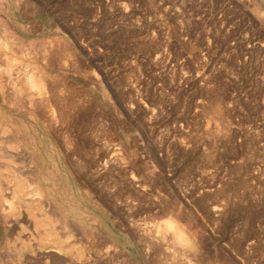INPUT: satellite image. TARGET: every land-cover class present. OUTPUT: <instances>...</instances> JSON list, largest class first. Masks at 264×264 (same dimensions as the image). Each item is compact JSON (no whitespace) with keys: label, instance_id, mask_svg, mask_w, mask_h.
<instances>
[{"label":"rangeland","instance_id":"rangeland-1","mask_svg":"<svg viewBox=\"0 0 264 264\" xmlns=\"http://www.w3.org/2000/svg\"><path fill=\"white\" fill-rule=\"evenodd\" d=\"M1 28L0 124L42 190L25 232L79 229L80 264H264V0H0ZM0 202V264L51 262Z\"/></svg>","mask_w":264,"mask_h":264},{"label":"bare ground","instance_id":"bare-ground-1","mask_svg":"<svg viewBox=\"0 0 264 264\" xmlns=\"http://www.w3.org/2000/svg\"><path fill=\"white\" fill-rule=\"evenodd\" d=\"M4 29V28H3ZM1 28V32L3 30ZM6 30V29H5ZM4 31V30H3ZM6 33V31H5ZM4 33V34H5ZM9 34V33H8ZM3 36V32L0 34ZM7 35V34H6ZM5 35V36H6ZM4 37V36H3ZM10 37V36H9ZM1 38V37H0ZM7 38V37H6ZM11 38V37H10ZM11 42V41H10ZM5 43V42H4ZM4 47L3 48H8L7 45H4L2 44ZM13 45V44H11ZM1 46V45H0ZM6 46V47H5ZM11 47V46H10ZM15 47V46H14ZM22 47V46H21ZM9 49V48H8ZM2 50V49H1ZM2 52V51H1ZM33 52V51H32ZM51 55V54H50ZM5 57V56H3ZM44 58V57H43ZM46 58V57H45ZM48 60V59H47ZM46 60V61H47ZM5 62V61H4ZM9 62V60L6 62V64ZM43 62V61H42ZM47 63V62H45ZM2 66L4 65V63L2 64V61L0 63ZM11 64L13 65V62L10 63L9 62V66H11ZM18 65V64H16ZM1 66V67H2ZM49 66V65H48ZM0 67V68H1ZM18 67V66H17ZM28 68V67H26ZM25 68V70H26ZM45 68V67H44ZM4 69L5 71L3 70V68L1 69L2 71H4V73H6V78L2 76V79L0 78V80L3 81V78H5L6 82L7 81V76L10 75L9 72L11 71V69L7 70L6 71V67L4 66ZM46 69V68H45ZM23 70V71H25ZM35 70V68L33 69ZM32 70V71H33ZM1 71V72H2ZM9 71V72H8ZM0 72V73H1ZM14 73V72H13ZM42 73V72H40ZM8 74V75H7ZM35 74V73H34ZM34 74H29L26 76H24V78H26V82L24 83L28 88V94L25 93L26 95V98H27V101H28V104L29 106H32L34 105L35 103V99H41L42 98V94L41 92H44L43 89H40L39 90H43V91H38V86H39V83H40V80H39V77H37L36 75ZM44 74V73H43ZM3 75V74H2ZM16 75V74H15ZM45 75V74H44ZM43 75V76H44ZM1 76V75H0ZM5 76V75H4ZM11 77H14V76H11ZM10 77V78H11ZM15 78V77H14ZM18 79V77H16ZM12 79V78H11ZM13 80H16V79H12ZM20 80V79H19ZM19 80H16L15 82L13 81H10V85L9 83H7V85L9 86L8 88V91L7 93H12L16 98H14V101H17V100H21V98H25L23 97V95H20V94H24L25 90L23 89V93H22V88H21V85L18 84L17 82L21 83ZM1 82V81H0ZM4 83V82H2ZM22 84V86L24 85ZM6 85V84H4ZM47 85V84H46ZM46 87V86H45ZM34 89L37 91L33 94L31 93V91L33 90L34 92ZM49 90V89H48ZM47 91V90H46ZM38 92V93H37ZM1 93V92H0ZM31 93V94H30ZM51 93V92H50ZM6 94V93H5ZM1 95V94H0ZM11 94H9L10 96ZM11 95V96H13ZM18 95L21 96L18 97ZM44 95V94H43ZM8 97V96H7ZM5 97V98H7ZM38 97V98H37ZM19 98V99H18ZM25 98V99H26ZM9 100V98H7ZM6 99V100H7ZM17 99V100H16ZM49 99V98H48ZM54 99V98H53ZM13 100V98H12ZM19 100V101H20ZM18 101V102H19ZM41 101V100H40ZM2 102H3V99H2ZM6 102V101H5ZM37 102V101H36ZM49 102V101H48ZM52 102V101H51ZM15 103V102H14ZM17 103V102H16ZM45 102H43L44 104ZM5 104V103H4ZM8 104V103H7ZM7 106V105H6ZM9 107V106H8ZM41 108V107H39ZM1 109V108H0ZM13 110H17L18 109H13ZM1 111V110H0ZM34 111V110H33ZM47 111V110H46ZM53 111V110H51ZM20 112V111H19ZM28 112V111H27ZM45 112V111H43ZM22 113V112H21ZM1 114V113H0ZM36 114V113H35ZM39 114V113H38ZM48 114V113H47ZM54 114V113H53ZM56 114V113H55ZM4 115V114H2ZM37 116V115H36ZM53 116V115H52ZM1 117V116H0ZM49 117V115H48ZM38 118V117H37ZM50 119V118H49ZM2 120V119H1ZM45 120V119H44ZM53 120V119H52ZM5 122V121H4ZM2 124V125H1ZM0 124V201L3 200V198L5 197V195H7L8 197V204L10 206V208H8L10 211V213L8 212L9 215H11L13 217V220H12V217H11V221L8 220L7 221V226L9 228L13 227V228H16V229H20L21 231V234L24 238V240H27L29 242H32L30 243L31 245H29V247L31 248L32 244L34 246V250L35 253L39 256L41 255H44V257H46L47 259H50L51 262H48V261H45L44 263H39V264H80L79 262H77L75 259V261H69L70 259H68L69 262H67L66 260H63V256L62 255H65L67 254V250L69 251H73V248L72 246L75 244V243H79V242H82V241H78L76 242L75 240L77 239V237L81 236V231L79 229H75V228H68L66 225L65 226H60L61 228H55L54 226L50 227V223H47V219L44 220V219H38L39 221L37 220H34V224H35V227L33 229H29L28 231L30 232H25L22 227L24 224H31L30 222V218H32L33 216H31L28 212H32L31 210L33 208L32 205L28 206L27 203H25V199L26 197H31V196H35V195H40L42 194V190L40 189V187H38L39 184H37V177H34L36 176V174H32L34 173V168H31L33 171L31 172L30 171V168L25 165L26 162H33L32 161H28L30 160V154H28L26 152V150H24V143H22L23 139L17 134V133H13V132H10L9 128L10 126L7 124H3L1 123ZM4 125V126H3ZM47 125H48V122H47ZM9 127L7 128L8 131H6V129H2L3 127ZM11 130H13L11 128ZM17 130V129H16ZM24 142V141H23ZM30 142V140H29ZM27 145V143H26ZM31 145V144H30ZM24 147V148H23ZM27 147V146H26ZM34 158V157H32ZM26 160V161H25ZM25 161V164H23V162ZM34 163V162H33ZM29 165V163H28ZM30 167L34 166V164L32 165L30 163L29 165ZM4 172V173H3ZM29 175H34L33 179L29 176ZM1 203V202H0ZM27 205V207H25V204ZM23 205V206H22ZM22 207H25V209H23ZM54 207V206H53ZM40 208V207H39ZM38 208V209H39ZM55 208V207H54ZM4 209V208H3ZM1 210L0 212H3L4 210ZM53 209V208H52ZM51 207L49 204H45L42 206V210L39 209L40 211H43V212H46V211H50L51 212ZM46 210V211H45ZM25 214H23L24 212H26ZM53 211V210H52ZM55 211V209H54ZM23 212V213H22ZM47 213V212H46ZM37 215V214H36ZM42 216V215H41ZM9 217V216H8ZM5 218V217H4ZM10 218V217H9ZM7 219V217H6ZM32 221V222H33ZM6 223V222H5ZM176 223V222H175ZM174 223V224H175ZM39 225L43 226V228L40 226V228L42 229H39ZM177 225V223H176ZM175 225V227H176ZM32 226V224H31ZM30 226V227H31ZM33 227V226H32ZM178 227V226H177ZM176 227V228H177ZM159 232V231H158ZM160 234V233H159ZM158 234V235H159ZM83 235V234H82ZM174 237L172 240L174 243H177L179 244V246L183 245L184 246H187V248L190 247V242L188 243L186 240H188V238H184V235L183 233L179 230V229H175L174 231ZM84 237V236H83ZM161 237V235H160ZM186 237V236H185ZM188 237V236H187ZM76 238V239H75ZM162 238L164 239V236L162 234ZM161 238V239H162ZM78 239L81 240V238L79 237ZM77 239V240H78ZM84 239V238H83ZM160 239V240H161ZM28 247V248H29ZM76 247V246H74ZM29 248V250H30ZM72 250H71V249ZM27 250V248H26ZM192 250V249H191ZM75 251V254H76V250L74 249ZM30 252V251H29ZM34 254V253H33ZM35 254V255H36ZM73 254V255H75ZM78 254V253H77ZM82 254V253H81ZM84 254V253H83ZM32 254H30L31 256ZM70 255V254H69ZM72 256V255H70ZM68 256V257H70ZM77 256V255H76ZM80 256V255H79ZM88 256V255H87ZM86 256V257H87ZM93 256V255H92ZM32 257V256H31ZM36 258V256H34ZM38 257V256H37ZM44 257H39L38 260H40V258H44ZM83 258V255L80 256L78 259L80 260V258ZM33 258V257H32ZM45 258V259H46ZM65 258V257H64ZM76 258V257H75ZM46 259V260H47ZM73 259V256L72 258ZM27 260V259H26ZM31 259H28L27 260V263L30 262ZM36 260V259H34ZM44 260V259H43ZM78 260V261H79ZM82 260V259H81ZM33 261V260H32ZM88 261V260H86ZM26 262V261H24ZM43 262V261H42ZM21 263V262H20ZM18 263V264H20ZM90 263V262H89ZM34 264V263H32ZM86 264V263H84ZM101 264V263H100Z\"/></svg>","mask_w":264,"mask_h":264}]
</instances>
